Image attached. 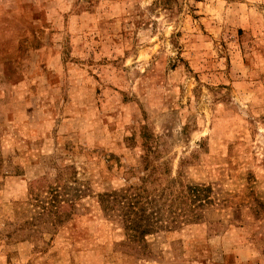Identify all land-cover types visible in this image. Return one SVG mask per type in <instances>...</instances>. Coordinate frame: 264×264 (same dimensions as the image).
<instances>
[{"label": "rangeland", "instance_id": "1", "mask_svg": "<svg viewBox=\"0 0 264 264\" xmlns=\"http://www.w3.org/2000/svg\"><path fill=\"white\" fill-rule=\"evenodd\" d=\"M0 264H264V0H0Z\"/></svg>", "mask_w": 264, "mask_h": 264}, {"label": "trees", "instance_id": "2", "mask_svg": "<svg viewBox=\"0 0 264 264\" xmlns=\"http://www.w3.org/2000/svg\"><path fill=\"white\" fill-rule=\"evenodd\" d=\"M186 188L189 197L192 196V201L199 203L196 205L197 208L201 205V192L207 191L208 187L187 185ZM63 193L61 196L63 199H57L55 196L53 200L57 203L51 202L47 209L56 216L50 221L55 225V221H58L61 217L60 214H67L70 207H74L81 189L70 186H62ZM187 195V196H188ZM59 196V195H58ZM205 196V195H204ZM149 195L145 194L142 186H133L116 190H106L98 194L96 202L99 204L101 210L112 220H118L122 227L128 233V240L134 241L137 244L143 243L145 240L144 236L149 235L154 231L157 224V220L154 215L158 211L153 208V200L149 199ZM204 199V198H203ZM62 201V202H61ZM55 202V201H54ZM186 217L189 220H193L197 217V211L195 208L188 210ZM190 214V215H189Z\"/></svg>", "mask_w": 264, "mask_h": 264}]
</instances>
